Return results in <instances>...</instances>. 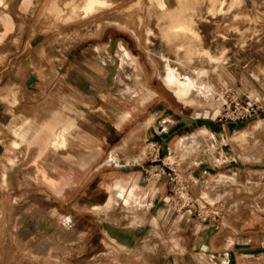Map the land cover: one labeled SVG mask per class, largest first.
Here are the masks:
<instances>
[{"label":"rangeland","instance_id":"rangeland-1","mask_svg":"<svg viewBox=\"0 0 264 264\" xmlns=\"http://www.w3.org/2000/svg\"><path fill=\"white\" fill-rule=\"evenodd\" d=\"M109 1L108 6L85 16L81 15L80 9L85 0L42 1L26 27L28 34L39 36L31 52L53 62L55 58L61 60L64 50L70 46L76 55L80 48L87 49V56L81 57L78 54L73 58L76 61L73 64L76 71L70 72L69 84L76 90L90 89L92 95L95 94L97 97L99 80L93 78L97 75V70L96 72L92 70V75L87 71L86 79H83L78 71L83 70L88 62L96 64L94 67L98 69L99 64L94 60L99 54L103 56L106 54L105 47L93 51L90 46L94 40L92 36L99 34L102 29L108 32L118 28V39H122V45L131 50L132 59H138V64L136 61L135 63L139 67L120 56L121 43L118 41L120 107L118 113L125 112L130 104L129 97L136 94L142 81L144 85L147 83L149 87L170 99L164 105L160 97H157L152 105L154 115L166 116L167 108L170 107L172 110H182V115L200 123H210L208 128H188L186 132H180L178 138L171 142L169 160H172L181 171L193 170L194 176L197 175V169L202 171L201 176L197 175L201 182L199 186L201 195L207 202L213 204L212 206L201 204L202 217L206 215L208 218L214 212H221V209H228L229 213L238 212L242 209L241 204L250 201L256 205L250 216L256 218L257 222L260 217L262 220L264 206L258 204L264 202V174L259 169L262 167L260 155L264 150V0H165L167 5L193 19L192 31L186 32L192 40L188 39L189 44L182 38L174 41L163 36L162 27L156 23L160 10L157 9L154 0ZM74 6L76 12L73 11ZM23 11L24 7H20V0H2L0 3V84L4 82L2 76L7 70L9 60H13L12 58L19 54L17 42L18 32L24 23ZM106 16L110 20H106L108 18ZM200 37L202 47L213 56L212 59H209V56L204 58V65L210 69L205 80L212 85L213 90L207 95L202 91V100L190 104L176 95L165 83L161 77L162 62L168 61L179 79L195 82V71L201 65L202 54L197 49L201 46L192 47V51L196 52L189 53L191 60L189 54L186 56L184 52L186 48L193 46L194 41L198 42L197 39ZM178 42H181L182 46L180 44L177 46ZM52 45L53 47H49ZM106 69L107 86L102 87V93L104 89L107 90V98L103 97L108 101L116 97L115 80L112 78L115 72L113 68L109 69V65ZM193 89L196 87L193 86ZM247 104H260L261 109L252 116L235 121L224 116L229 105L231 111L235 105ZM89 107L98 110L97 113L99 110L105 113L103 103L96 104L95 108L90 105L77 107L74 123L73 125L70 123L64 146L55 149L45 148V143L38 144L39 147L43 146L41 153L43 164L50 166V163L56 162L57 160L50 158V155L55 151L59 153L66 151L68 145L74 144L75 150L82 147L79 139L84 120L88 116L84 108L89 110ZM161 120L163 118H159V121ZM17 123V117L13 116L10 123L0 128V141L5 145V153L0 154V166L6 169L14 170L20 162L23 166L30 167V160L25 164L23 152L21 151L20 156V150L13 145V141L19 138L13 132ZM228 124L233 127H227ZM187 134H190L186 142L188 150L184 151L183 148L176 147L175 141ZM10 139L13 141L8 142ZM151 144L138 145L136 150L137 159L146 162L148 168ZM58 161L62 162V159L59 158ZM219 174L224 177L218 178ZM11 178V175L2 176L3 186H7L12 181ZM197 178L195 176L194 181ZM153 179L156 177H151V180ZM0 193V253L7 254L9 264H131L132 261L145 264L146 256L143 254L130 256L122 250L119 251L112 240H106L107 245L97 242L94 249H90L89 241L85 244L82 239L66 237L61 216L62 210L66 208L60 207L59 215L52 214V208L46 206L50 204L47 199L51 192L48 189L43 190V207L37 208V212L36 208L28 207L20 216L19 208L13 206L15 193L10 191ZM28 193L31 191L28 190ZM59 194L61 200L67 199L69 195L67 191L62 190ZM191 195L196 199L193 193ZM4 202L5 204L11 202V206L4 207ZM233 203L234 207H228ZM222 205L225 207L222 208ZM189 209L186 207L176 211L174 208L173 214L184 219L185 217L197 219L199 215ZM31 215L33 217H30ZM3 219L10 221L4 223ZM124 230L131 234L129 228ZM151 231L153 233L156 229L153 227ZM150 240L151 235L135 239L133 247L129 239L119 242V245L130 253ZM6 259L0 256V262H6Z\"/></svg>","mask_w":264,"mask_h":264},{"label":"crops","instance_id":"crops-1","mask_svg":"<svg viewBox=\"0 0 264 264\" xmlns=\"http://www.w3.org/2000/svg\"><path fill=\"white\" fill-rule=\"evenodd\" d=\"M42 1L48 2L20 0V7H24V23L18 32L19 54L9 60L2 76L4 82L0 84V128L10 123L13 116L17 117L13 132L19 138L8 142L13 141L20 156L23 152L25 164L30 160V167L21 162L14 170L0 166V192L15 193L13 206L19 208V216L28 207L36 208L35 212L43 207V190L48 189L50 204L46 206L52 208V214L59 215V208H66L61 215L66 237L82 239L85 244L89 241L90 249L97 242L107 245L106 240H112L119 251L130 256H146L145 264H264V218L260 217L257 222L250 216L255 204L248 201L240 205L242 209L238 212L221 209L205 219H184L173 214L175 210L169 201L165 178L151 180L146 162L137 159L138 145L159 143L162 151L171 152V142L180 132L188 128H208L210 123H200L182 115V110L170 107L166 116L154 115V100L160 97L165 105L170 99L142 81L136 94L129 97L130 104L125 112L118 113V28L108 32L102 29L92 36L93 51L105 47L106 54H99L94 60L99 64L98 69L94 67L96 64L88 62L78 71L86 79L87 71L92 75V70H97V77L93 78L99 80V96L92 95L90 89L72 88L70 72L76 71L73 58L78 54L87 56V49L80 48L76 55L70 46L64 50L61 60L55 58L53 62L31 52L39 36L28 34L26 27ZM127 50L132 54L129 48ZM134 61L138 64V59ZM107 65L115 72L112 78L116 97L105 101L108 94L106 89L102 93V87L107 83ZM102 103L104 114L101 110L97 113L96 109L84 108L88 116L79 139L82 147L75 150L74 144L68 145L66 151L50 155L56 162L50 166L43 164V146L38 144L45 143V148L55 149L64 146L70 123H74L75 109L87 105L95 108ZM227 127L233 126L228 124ZM60 130L64 131V140L55 146ZM4 150L5 145L0 141V154H4ZM260 159L262 167L259 169L264 174V150ZM201 172L196 170L199 176ZM5 175L12 176L7 186L1 182ZM200 184L197 178L192 187L196 201L189 209L191 212L200 209L201 204L213 205L202 198ZM60 190L68 192L67 199H60ZM8 203L4 202L3 206L10 207L11 202ZM258 205L264 206V202ZM8 221L3 219L4 223ZM153 227L156 231L152 233ZM125 228H129L131 234L125 232ZM149 235L148 243L130 253L119 245L123 242L121 237H127L133 247L135 239ZM0 254L5 260L7 254ZM0 264L9 263L6 259ZM131 264L139 263L132 261Z\"/></svg>","mask_w":264,"mask_h":264},{"label":"bare ground","instance_id":"bare-ground-1","mask_svg":"<svg viewBox=\"0 0 264 264\" xmlns=\"http://www.w3.org/2000/svg\"><path fill=\"white\" fill-rule=\"evenodd\" d=\"M154 1H155V5H156L157 9L160 10V12H159L160 14H158V17H157L159 19L156 23H157V25H160L162 27L163 36H165L167 40H174V41L180 40L182 38L185 41H187V44H189L188 39H190V37H189V34L186 32L193 28L192 27L193 26L192 24L194 22L193 19L190 17H186L187 16L186 13H184V12L181 13V12H179V10L177 11L172 6L167 5L165 0H154ZM1 2H2V0H0V3ZM77 3H78V1H77ZM109 4H110L109 0H85V2H83V4L80 6L81 15L85 16L88 13H91V12L101 8V7L108 6ZM176 6H178V5H176ZM176 6H175V8H176ZM75 8H76V6L73 7V11L75 10L74 12H76ZM106 17H108V16H106ZM81 20H82V18H81ZM106 20H110V18L108 17V18H106ZM182 30H184V32ZM191 31H190V33H191ZM81 33H82V31H81ZM194 37H195V35H194ZM121 40L122 39H118V41H120V43L122 42ZM197 41L198 42L194 41L192 43L193 46H189V47L187 46L188 48H186L185 52L183 51L184 54L187 56V54H189L191 52H196V51H192V47H194L196 45L201 46L200 49H197L198 52H202V54H201V58H200L201 59L200 60L201 65L195 71V82L184 81V80L179 79L178 75L173 72V68L168 63V61L162 60L163 62H162L161 77L163 78L165 83L168 85V87L170 89H172L176 95H178L185 102L190 103V104H196V102H198L199 100H202V91H205L204 93L207 95L208 92L213 90L212 85L208 81L205 80L206 76L209 74L210 69L206 65H204V58L206 56H209V59L210 58L212 59L213 56L211 55V52H208L206 49H204L202 47L201 37L198 38ZM65 42L66 41H64V43ZM179 44L181 45V42L180 43L178 42L177 46ZM182 44L184 45V43H182ZM119 46H120L119 51L121 53L120 56L122 58H124L125 60H128L131 63L136 65L134 59H132L128 50L122 45V43ZM49 47H51V46H49ZM52 47H53V45H52ZM184 47H186V46L184 45ZM196 48H198V47H196ZM181 49H183V48L181 47ZM177 50H178V48H177ZM192 54H194V53H192ZM203 55H205V56H203ZM192 57L194 58V56H192ZM189 58H190V54H189ZM190 60H191V58H190ZM197 66H198V63H197ZM192 83H194V84H192ZM193 86L196 87V89H193ZM15 133L18 134V131L16 130ZM189 137H190V134H187L184 137L177 140L176 147L179 149L183 148L184 151L188 150L187 149L188 146H187L186 142L189 140ZM63 140H64V131L60 130L57 133V139H55V141H54L55 146L60 145L63 142ZM223 177L224 176H222L220 174L218 175V178H223ZM111 199H112V197H111ZM121 238L123 239V241L127 240V237H125V236L121 237Z\"/></svg>","mask_w":264,"mask_h":264},{"label":"built area","instance_id":"built-area-1","mask_svg":"<svg viewBox=\"0 0 264 264\" xmlns=\"http://www.w3.org/2000/svg\"><path fill=\"white\" fill-rule=\"evenodd\" d=\"M230 105L227 107V114L224 116L231 120H240L246 117L254 115L259 109L260 104H247L246 106L235 105L230 111ZM230 111V112H229ZM149 159L150 165L148 168V174L150 177L165 178L167 184V191L169 201L176 211H180L183 208H193L196 199L191 195L192 187L194 184V178L192 172L181 171L172 160L171 152L163 154L161 145L159 143H152L149 147ZM201 218V210L199 208L194 209ZM207 216L202 217L205 219Z\"/></svg>","mask_w":264,"mask_h":264}]
</instances>
